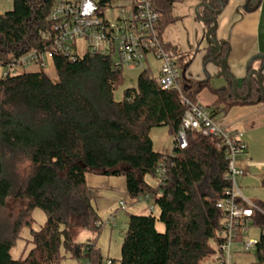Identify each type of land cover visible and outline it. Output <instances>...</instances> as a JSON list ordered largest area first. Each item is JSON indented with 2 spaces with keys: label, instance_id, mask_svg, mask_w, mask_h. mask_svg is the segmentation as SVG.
I'll list each match as a JSON object with an SVG mask.
<instances>
[{
  "label": "trees",
  "instance_id": "trees-1",
  "mask_svg": "<svg viewBox=\"0 0 264 264\" xmlns=\"http://www.w3.org/2000/svg\"><path fill=\"white\" fill-rule=\"evenodd\" d=\"M181 1L153 0L160 15L158 31L167 48L174 49L165 42L164 32L173 22V6ZM221 2L225 6L228 0ZM261 2L245 0L246 11L258 10ZM53 3L13 0V9L0 14V66L48 49L42 32L50 28ZM210 4L221 9L217 0ZM228 51L226 42H221L217 60H225ZM211 58L209 50L205 59ZM263 67L264 63L260 74ZM252 70L250 66L248 75ZM226 79L221 88L207 82L191 92L182 72L181 94L177 89L160 88L157 77L143 69L137 85L126 87L124 70L116 69L110 56L92 53L75 61L56 55L48 70L35 66L2 76L0 209L9 200L26 205L14 220L0 224V264H63L69 255L103 264L96 241L78 242L82 231L99 235L103 229L89 193L88 174L125 176L130 202L152 198L159 210L158 215L153 210L129 214L121 258L109 260L110 264H216L226 240L221 235L226 214L218 203L232 188L227 151L217 146V137L189 130L188 147L180 150L175 141L172 154H165L154 149L151 133L168 127L175 137L189 107L183 96L198 103L195 96L204 87L217 96L213 107H207L213 118L219 110L235 105L264 104L255 75L247 99L242 98L249 92L247 80L243 89L235 91L233 80ZM161 168L163 176L158 173ZM147 177L158 184L151 185ZM237 203L248 207L242 198ZM254 203L252 227L261 233L253 256L264 264V201ZM37 208L47 219L39 230L32 229ZM157 222L164 224V232L157 229ZM26 228H31L33 247L25 258L15 259L11 251ZM242 236L239 242L244 241Z\"/></svg>",
  "mask_w": 264,
  "mask_h": 264
},
{
  "label": "built area",
  "instance_id": "built-area-1",
  "mask_svg": "<svg viewBox=\"0 0 264 264\" xmlns=\"http://www.w3.org/2000/svg\"><path fill=\"white\" fill-rule=\"evenodd\" d=\"M117 10L116 21H110L106 13ZM159 12L153 0H54L48 20L50 28L42 32L48 41V49L42 52H29L4 66L3 76L28 71L38 66L42 71L51 67L56 55H63L77 60L87 53L110 56L116 69H148V60L153 56L160 64L157 83L162 89H177L182 94L179 78L182 70L178 65L177 53L167 48L158 31ZM86 46V53L81 55L80 45ZM188 109L175 135L176 146L180 150L188 147L189 130H202L204 134L217 137L219 148L225 147L229 160L227 177L232 181L228 197L218 203L226 218L221 235L226 239L222 253L216 256V264H231L234 246L242 234L244 241L241 248L252 252L258 240L247 236L252 228L257 205L254 201L245 200L241 193L238 179L243 170L238 167L236 159L246 154L247 144L233 132L221 129L212 116L209 108L201 103H192L183 96ZM164 168L159 169L160 176ZM242 198L248 207L241 208L237 199ZM148 199V197H147ZM122 208L126 205L121 203ZM113 219V217H111ZM110 264V262H109Z\"/></svg>",
  "mask_w": 264,
  "mask_h": 264
},
{
  "label": "crops",
  "instance_id": "crops-1",
  "mask_svg": "<svg viewBox=\"0 0 264 264\" xmlns=\"http://www.w3.org/2000/svg\"><path fill=\"white\" fill-rule=\"evenodd\" d=\"M202 3L210 4V0H183L176 3L173 6V22L164 32V40L176 51L179 68L188 78L191 92H195L196 87L201 83L208 82L209 86L215 89L227 84V79L222 74V67L216 66L213 58L209 61L205 59L207 52L210 50L214 53L216 48L206 42V33L210 25L211 29L214 27V23L211 22L209 25L207 21H204L206 29L204 30L196 22L199 20L196 8ZM200 10L201 8L199 12ZM203 16L206 19L216 17L218 30L211 38L220 43L226 42L229 47L226 57L227 71L239 80V88L243 89L249 67L259 70L264 63V0L259 9L254 12L246 11L245 0H228L220 14L212 15L209 8H203ZM151 59L153 64H158L157 74L153 73L150 60H148L147 68L157 77L160 64L153 56ZM138 71L141 72V69L127 68L124 70L126 87L137 85L136 72ZM260 75L264 87V67ZM195 97L198 103L210 108L217 100V96L209 87H204ZM214 121L221 129L241 136L247 144L246 154L239 155L236 159L238 167L244 173L238 179L243 198L251 201H264L262 185L264 179V104H239L227 111L219 110ZM147 180L151 185L158 184V180L152 177H147ZM87 185L99 214L102 212L108 214L109 217L118 218L119 210L127 213L130 209H135L145 203L144 200L136 204L130 202L125 176L88 174ZM122 202L125 203V208H122ZM125 219L127 226V217ZM124 233L122 230L123 236ZM231 264L258 263L251 253H242L240 247H237L234 257H231Z\"/></svg>",
  "mask_w": 264,
  "mask_h": 264
},
{
  "label": "rangeland",
  "instance_id": "rangeland-1",
  "mask_svg": "<svg viewBox=\"0 0 264 264\" xmlns=\"http://www.w3.org/2000/svg\"><path fill=\"white\" fill-rule=\"evenodd\" d=\"M12 9H13V0H0V14L10 11ZM118 15L119 12L117 10L112 12L108 11L106 13L107 18L113 22L116 21ZM198 16H199L198 18L199 20L196 22L199 25H201V27L204 30H206L204 23V20H206V18H204L203 16V8H201ZM78 49L81 55L86 53V46L84 44L83 45L81 44ZM151 57L152 56L149 57V60L152 63ZM152 66H153L152 68L153 73L157 74L158 64L156 65L152 63ZM4 70H5L4 67L0 66V78L3 76ZM22 72L23 70L18 71V73H22ZM139 73L140 71L136 72L137 74L136 82ZM151 136L153 139L154 149L156 151L163 152L165 154H172L175 142H174V137L169 133L168 127H158L153 129ZM144 202L145 203H143L142 206L135 207V209H130L127 213H124V211L119 210L120 216L118 218H115L113 216L114 219H111V217H109L108 214L100 212V216L104 218L103 222L105 223L103 225L102 232L99 235H96L88 230L82 231L78 237V242L86 243L88 240L96 241V246L98 247L102 255L103 264H109V260H119L121 258V249L123 242L122 230H124L125 232L127 228V226L125 225V220H126L125 217H127V221H128L129 214L131 213L149 214L150 212H152V210L155 215L159 214V210L152 198L150 200H144ZM25 205L26 202L9 200L7 207L4 209H0V224L6 222L8 219L14 220L15 217L18 215L19 210L23 208ZM141 207H143V209ZM33 217L35 219V223L32 229L39 230L47 220L46 215L43 212V210L37 208L33 211ZM157 229L160 232H164L165 230L164 224L162 222H157ZM260 233H261L260 229L252 227L250 233L247 236V239L255 238L256 240H258L260 238ZM31 241H32L31 228H26L22 233V238L17 241L16 246L11 251L12 256L15 259L25 258L33 247ZM241 246H242L241 242H238L234 246V253L232 257H234V254L237 251V247H240V251H242ZM242 253H251V255H254L255 249H253L252 252L242 251ZM89 260L90 259L88 257L78 258V257H71V255H69L64 259L63 264H91ZM116 264H119V262L117 261Z\"/></svg>",
  "mask_w": 264,
  "mask_h": 264
},
{
  "label": "water",
  "instance_id": "water-1",
  "mask_svg": "<svg viewBox=\"0 0 264 264\" xmlns=\"http://www.w3.org/2000/svg\"><path fill=\"white\" fill-rule=\"evenodd\" d=\"M217 1H219L221 3V9L220 10L214 9L209 3H202V4L198 5V7L196 8L197 15H199V9L200 8H209L214 14H216V15L220 14L225 6L221 2V0H217ZM204 21L213 22L214 23V28L209 30L208 33L206 34V40H207L208 44L213 45L216 48V51L213 53V62H214V64L216 66L222 67L223 76L231 78L233 80V82H234V90L237 91L238 88H239V80L237 78H235L232 74L228 73V71H227L228 70V61H227V59L222 60V61H218L217 60L218 54L221 51V43L219 41H215V40L211 39L212 35L215 32H217V30H218V21H217L216 17H211V18L206 19ZM253 75H255L258 78V80H259V82H260V84L262 86L263 93H264L263 79H262V77L260 75L259 70H255L254 69L247 76V82H248V85H249V92H248V94L246 96L242 97L243 99H247L249 94H250L251 78H252Z\"/></svg>",
  "mask_w": 264,
  "mask_h": 264
}]
</instances>
